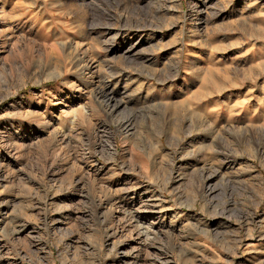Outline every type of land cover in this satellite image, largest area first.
Returning <instances> with one entry per match:
<instances>
[{
  "label": "rangeland",
  "instance_id": "obj_1",
  "mask_svg": "<svg viewBox=\"0 0 264 264\" xmlns=\"http://www.w3.org/2000/svg\"><path fill=\"white\" fill-rule=\"evenodd\" d=\"M0 264H264V0H0Z\"/></svg>",
  "mask_w": 264,
  "mask_h": 264
},
{
  "label": "bare ground",
  "instance_id": "obj_2",
  "mask_svg": "<svg viewBox=\"0 0 264 264\" xmlns=\"http://www.w3.org/2000/svg\"><path fill=\"white\" fill-rule=\"evenodd\" d=\"M121 101V100H120ZM120 101H118V102H120ZM110 102V101H109ZM118 104V103H117ZM116 104H114V106H115ZM75 111V110H74ZM113 111V110H112Z\"/></svg>",
  "mask_w": 264,
  "mask_h": 264
}]
</instances>
